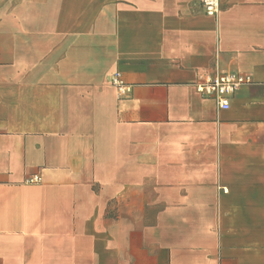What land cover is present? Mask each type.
<instances>
[{
  "label": "crops",
  "instance_id": "crops-1",
  "mask_svg": "<svg viewBox=\"0 0 264 264\" xmlns=\"http://www.w3.org/2000/svg\"><path fill=\"white\" fill-rule=\"evenodd\" d=\"M0 11V264H264V0Z\"/></svg>",
  "mask_w": 264,
  "mask_h": 264
},
{
  "label": "built area",
  "instance_id": "built-area-1",
  "mask_svg": "<svg viewBox=\"0 0 264 264\" xmlns=\"http://www.w3.org/2000/svg\"><path fill=\"white\" fill-rule=\"evenodd\" d=\"M204 12L210 16H216L219 9V0H199ZM110 84L115 87L118 96H123L127 92V87L123 85L120 72L115 71L110 75ZM251 82L247 74L234 71H217L198 77L194 83L197 93L202 98L213 99L220 109L229 107V97L243 84ZM40 180L39 175L34 174L27 178L25 182L34 183Z\"/></svg>",
  "mask_w": 264,
  "mask_h": 264
},
{
  "label": "rangeland",
  "instance_id": "rangeland-1",
  "mask_svg": "<svg viewBox=\"0 0 264 264\" xmlns=\"http://www.w3.org/2000/svg\"><path fill=\"white\" fill-rule=\"evenodd\" d=\"M3 15L2 11H0V20H2L1 16Z\"/></svg>",
  "mask_w": 264,
  "mask_h": 264
}]
</instances>
